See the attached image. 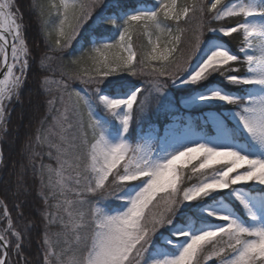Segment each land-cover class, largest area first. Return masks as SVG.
<instances>
[{
	"label": "snow or ice",
	"instance_id": "6c2138e0",
	"mask_svg": "<svg viewBox=\"0 0 264 264\" xmlns=\"http://www.w3.org/2000/svg\"><path fill=\"white\" fill-rule=\"evenodd\" d=\"M111 2L59 0L44 5L34 0L48 43L41 64L45 59L51 60L49 54L54 53L60 63L56 69L49 65L47 70L58 71L63 77L58 82L59 96L48 101L51 123L47 132L50 137H59L60 144L50 142L49 147L56 148L60 169L63 171L65 165L68 169V175L59 183L63 201L57 208L63 206L67 217L61 216L59 223L75 235L78 259L74 264H202L213 256L219 264H264V226H249L229 214L213 212L210 215L222 223L204 217L210 226L186 231L178 227L185 221L177 215L186 203L227 189L235 191L236 185H264V158L198 140L168 153V146L182 135L175 128L169 129L163 139L152 137L161 151L168 153L161 158L150 140L145 139L148 129L145 133L141 127L148 119V98L153 94L160 105L167 101V109L175 112L178 106L170 88H202L206 82L222 78L230 89L209 88L199 94L200 103L220 101L235 106L239 125L264 147V92L246 91V86L264 89V0H210L199 6L186 4L179 11L176 0H158L151 8L131 11L124 6L112 7ZM53 11L55 19L50 21ZM190 13H199L200 22L193 29L191 50L183 55L179 45L184 29L179 24L182 18L188 23ZM206 14H211L209 24L222 18H238L239 22L234 26L207 27L209 35L205 39ZM140 29L154 46L137 61L132 34ZM163 32L171 39L162 52L158 33ZM233 34L241 37L238 50L227 46L225 38L236 39ZM154 35L155 41L151 39ZM74 42L80 47L75 58L67 51ZM113 49H118L119 54H111ZM177 51L181 52L180 58L175 56ZM33 61L19 9L13 0H0V126L5 123L8 103L18 99ZM85 61L90 62L89 68L81 67ZM150 61L161 63L151 67ZM245 66L246 70L241 71ZM146 67H151V71L145 72ZM124 73L130 77L148 75L151 79L143 87L139 80L135 81L140 86L132 81L109 80L124 77ZM75 80L86 87L73 89ZM183 104L191 107L192 101L185 100ZM106 125H111L112 139L106 133ZM132 139L138 142L133 144ZM64 144L66 147L62 148ZM52 155L49 151V158ZM194 160L198 161L192 166L196 180L189 186L184 183L179 165ZM47 167L51 172V166ZM44 168L40 165V171ZM191 178L190 175L188 179ZM51 195L57 193L53 190ZM237 199L248 215L257 219L249 202L239 193ZM161 200L162 211L153 214L150 206H160ZM114 202L119 203L113 206ZM3 216L7 226L0 234V264H11L10 249L14 247L20 255L23 237L14 230L6 207ZM168 233L176 241L168 240L160 258L151 259L150 250L157 252L155 241ZM9 236L15 239L10 240ZM168 244H174L172 250L177 254H167ZM63 255V250L45 248L44 264H64Z\"/></svg>",
	"mask_w": 264,
	"mask_h": 264
},
{
	"label": "rangeland",
	"instance_id": "374dc122",
	"mask_svg": "<svg viewBox=\"0 0 264 264\" xmlns=\"http://www.w3.org/2000/svg\"><path fill=\"white\" fill-rule=\"evenodd\" d=\"M115 1L116 0H112L111 5ZM147 1H150L151 3L149 4L141 3L140 7L151 8L156 3H158V0H147ZM190 1H192L193 5L195 4L197 6H199L200 4L210 3V0H176V10L179 11L181 7H183L184 5L186 4L189 5ZM84 2L90 3L91 0H84ZM222 2L227 3L229 2V0H222ZM232 2H238V0H232ZM53 3H59V0H55ZM210 15L211 14H206L204 17L206 24L205 37H204L205 39H207V36L209 35V33L207 32V27H211L212 24V23L211 24L208 23V17ZM198 19H199V13L195 15H192L190 13V19L188 23H185L183 18L180 21L179 26L180 28L184 29V31L181 34V43L179 45V48L183 51V55L188 54V52L191 50L190 49L191 44L194 43V36L193 38H191V42H189L188 38L184 36V33L185 34L188 33L185 32V30L187 29L193 30L196 27L193 26V24L197 25ZM225 19H229V18H222L221 21ZM235 22L238 23L239 21L236 20ZM168 23L175 24V22L172 21H168ZM158 34L160 36V40H159L161 44L160 50L163 52L168 47V40L171 39V37L168 35L167 32L158 33ZM176 34L177 33L173 32V35ZM143 35L146 36L148 43L147 45H145L146 46V51H144L145 53L142 56H140L139 53L137 52L138 51L137 49L141 44L140 42ZM151 39L155 41L157 37L154 35L152 36ZM132 45L137 52V61H140V59L146 53H149L151 51V47L154 46L153 44L149 43V37L143 32L142 29L135 31L132 34ZM73 46H76L78 47V49H80L79 45H76L75 42L73 43ZM111 54L113 55L119 54V50L113 49ZM175 56L177 58H180L181 52L177 51L175 53ZM160 63L161 62L158 61H150L151 67H159ZM193 63H195V60H193ZM89 67H90L89 61H85L82 64V68H89ZM151 67H146L145 72L151 71ZM243 68L245 71L246 66ZM122 75L125 76L110 77L109 80L118 81V82H126V81L136 82L135 80H139L141 86L143 87L144 83L151 79V77L148 75H138L137 77L126 76L128 75L127 73H124ZM136 83L137 86H140L138 82ZM47 84L54 85L59 88L58 81H49L47 82ZM71 86L73 89H77V90L84 89L86 87L79 80L72 81ZM216 87L223 88L225 91H228L230 89V86L227 85V83L223 81L222 78L213 79L210 82H206L202 88H196V86L190 87L183 85H176L170 88L169 93L171 97L175 99V102L178 106L175 112L169 111L167 109L166 107L167 101L165 102V105H160L155 98V94H153V96H150L148 98L149 107L146 112V116L148 117V119L142 122L141 127H143V129L145 130V133L147 132L148 129V133L146 134L145 139L150 140L156 151L160 153L161 158H166L168 153L177 149H181L186 143L192 140L207 142L210 143L211 146L213 147L231 148L232 150L240 151L241 154L249 155L250 157L253 158L255 157L264 158V147H261L255 141H253L251 137L248 136L246 131L243 130L242 126L239 125L238 118H236L234 115L236 111L235 106L229 105L228 108H222V106L226 104L220 101L210 102L205 104L200 103L198 99L199 94L201 92H206L209 88H216ZM246 91L250 93L258 94L264 92V89L252 88L250 86H246ZM185 100L192 101V106L184 107L183 102ZM11 103L12 101L8 103L6 111L8 110ZM218 106L221 107L217 109ZM1 127L2 126H0V128ZM172 128H175L176 131L181 133L182 135L175 143L168 146V153L162 152L161 146L158 145L156 141L152 139V137L158 136L160 139H163L167 136L169 129ZM105 129H106V133L109 134V138L112 139L114 133L112 132L111 125H106ZM67 135L70 136V133H68ZM51 138L53 140V143L60 144L59 137L52 136ZM131 142L135 144L138 141L136 139H132ZM61 147L62 148L66 147V144L61 145ZM53 152L54 153L56 152L57 154L56 148H54ZM54 160L57 162V166H51L52 171L49 172V170L47 169L46 173L48 175V182L49 184H51V188H50L51 191L54 190L57 193V195L55 196L58 198V200L55 203V205L57 206L58 203L62 204V200H63V197L59 196V191H60L59 183L63 176L68 175V169H67V165H65V169L63 171L60 169V165L56 159V155L54 157ZM194 164H198V161L194 160L192 161L191 164L188 165H183V164L179 165V167L182 169V175L184 180H185V175H187L188 173L192 177L190 179L191 181L184 182L189 186L191 185V183L195 182L196 180V175L192 174V166ZM215 167H220V165H214V168ZM190 175H188L187 177H189ZM109 180L111 181V177L109 178ZM234 188L235 191H233V189H227L220 193H213L211 196L204 197L202 200L186 203V206L182 207L180 209V212L177 214L180 219L183 218L185 223L178 225V227H182L186 231H194V230L198 231L201 228L210 226L205 222V220L203 219L204 217H208L214 223L217 224L222 223V221L217 220L215 216L210 215L213 212L217 214H229L235 218H238L241 222L249 226H264V185H257L255 183H250V184L236 185L234 186ZM237 193H239L240 196H242L245 200L249 202V204L252 206L253 212L255 213L257 219L253 220L248 215L247 210L237 199ZM160 195L164 196L165 194L162 193ZM93 203H95L94 200ZM115 203H119V202H114L113 206H115ZM162 209H163V201L161 200L160 206L155 208L150 206L149 210L153 214H155L162 211ZM53 215L55 222L59 226H61V224L59 223V219L61 216H64V218L67 219L66 214L63 211V206L57 208V212H55ZM173 223L175 224V221ZM62 230L63 232H61L60 235L55 234L52 237L51 243L53 247L51 248H54L56 252H61L63 250L64 252L63 257L67 258V261L65 260L64 264H74L75 260L78 259V248L75 243V235L72 231L64 229L63 227ZM84 231H86V229ZM160 231L164 232L165 229H161ZM157 236L159 237V233H157ZM168 240H172L175 242L176 237L172 233H168L165 237L155 241L157 252L153 253L152 250H150L151 259L160 258V253L164 250V245L167 244ZM173 248H174V244H168L167 254L169 255L177 254L176 251L172 250ZM202 264H219V262L217 258L213 256L211 260L202 261Z\"/></svg>",
	"mask_w": 264,
	"mask_h": 264
},
{
	"label": "trees",
	"instance_id": "16d2710c",
	"mask_svg": "<svg viewBox=\"0 0 264 264\" xmlns=\"http://www.w3.org/2000/svg\"><path fill=\"white\" fill-rule=\"evenodd\" d=\"M54 1L39 0V3L47 5ZM13 3L22 16L26 43L32 52L34 61L22 88L19 90L18 99L12 100L6 111L5 123L0 128L2 154L0 162V234H3V229L7 226L6 218L3 216V210L6 207L15 226L14 230L20 231L23 237L20 255L16 254L14 247L10 249L11 264H44L45 248L53 247L52 237L63 232L62 227L53 218V214L57 212L55 203L58 198L51 195L46 173L47 166H57V162L54 160L56 152H53L54 148L49 147L53 140L47 132L48 125L51 123L48 101L60 94L58 87L48 85L47 82H59L63 77L58 71L47 70L49 65L56 69L60 63L54 53L49 54L53 57L51 60L45 59L41 64L44 53L48 52V43L34 0H13ZM141 3L149 4L150 1L116 0L111 6H124L131 11L139 8ZM189 5H193L192 1L189 2ZM54 19L55 11L49 17L50 21ZM236 20L238 18H229L210 24L211 27L233 26L237 23ZM199 22L198 19L197 24ZM193 26L197 25L193 24ZM52 27L54 25L50 26L48 30L51 31ZM185 32L188 33H184V36L191 42V38L194 36L193 30L187 29ZM233 35L236 39L225 38L228 42L227 46L238 50L241 37L237 34ZM140 43L137 52L142 56L146 51L145 45L148 43L146 36H142ZM67 51L73 53V58L80 54V49L76 46ZM64 60L67 61L68 57L65 56ZM241 71H244L243 67ZM220 107L218 106L217 109ZM228 107L229 105L222 106V108ZM49 151L53 154L51 158L48 156ZM40 165L45 166L43 171H40ZM188 175L190 174L185 175L184 182L191 181L188 179ZM9 239L14 240L15 237L9 236ZM45 241L48 243L45 244ZM51 250L56 252L54 248ZM63 260L65 262L67 258L63 257Z\"/></svg>",
	"mask_w": 264,
	"mask_h": 264
},
{
	"label": "water",
	"instance_id": "95a60500",
	"mask_svg": "<svg viewBox=\"0 0 264 264\" xmlns=\"http://www.w3.org/2000/svg\"><path fill=\"white\" fill-rule=\"evenodd\" d=\"M3 78V75H0V79H2Z\"/></svg>",
	"mask_w": 264,
	"mask_h": 264
}]
</instances>
